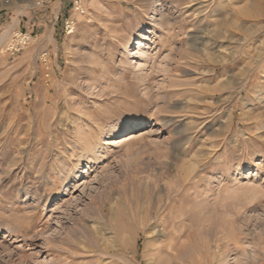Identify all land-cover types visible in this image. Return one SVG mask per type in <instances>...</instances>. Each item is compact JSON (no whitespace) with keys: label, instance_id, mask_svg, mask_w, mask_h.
<instances>
[{"label":"rangeland","instance_id":"obj_1","mask_svg":"<svg viewBox=\"0 0 264 264\" xmlns=\"http://www.w3.org/2000/svg\"><path fill=\"white\" fill-rule=\"evenodd\" d=\"M56 1L0 0V264H264V0Z\"/></svg>","mask_w":264,"mask_h":264},{"label":"bare ground","instance_id":"obj_2","mask_svg":"<svg viewBox=\"0 0 264 264\" xmlns=\"http://www.w3.org/2000/svg\"><path fill=\"white\" fill-rule=\"evenodd\" d=\"M261 2H262V1H261ZM256 9H257V8H256ZM259 15H260V14H259ZM259 15H258L257 17H259ZM260 16H261V17L264 16V12H263ZM255 28H256V27H255ZM257 30H258V29H257ZM244 33H245V32H244ZM247 34H248V33H247ZM247 34H246V35H247ZM234 35H235V34H234ZM249 35H250V34H249ZM255 35H256V34H255ZM232 37H233V36H232ZM250 37H251V36H250ZM251 38H252V37H251ZM253 38H255V37H253ZM230 39H231V38H230ZM237 39H238V38H237ZM247 39H248V38H247ZM196 40H200V39L197 38ZM203 40H204V39H203ZM248 41H249V40H248ZM261 41H262V40H261ZM263 41H264V40H263ZM251 42H252V41H251ZM243 43H244V41H243ZM245 44H246V43H245ZM260 44H261V43H260ZM262 44H263V43H262ZM140 45H142L141 42H140ZM250 45H251V44H250ZM200 49H201V48H200ZM145 53H146V51L141 50V51L139 52V56H138V57L140 58V57L145 56ZM195 55H196V54H195ZM198 55H199V54H198ZM196 56H197V55H196ZM207 56H208V55H207ZM193 57H194V55H193ZM193 57H192V59H193ZM199 58H200V57H199ZM202 58H203V57H202ZM202 58H201V59H202ZM259 59H260V58H259ZM191 61H192V60H191ZM198 61H199V59H198ZM201 62H202V60H201ZM259 63H260V62H259ZM262 63H263V62H262ZM250 66H251V65H250ZM250 66H249V67H250ZM255 74H256V73H255ZM242 78H243V77H242ZM231 83H232V82H231ZM228 84H229V82H228ZM197 86H198V85H197ZM200 86H201V85H200ZM216 87H217V86H216ZM244 87H245V85L242 86V88H244ZM227 88H228V85H227ZM237 88H238V87H237ZM208 89H209V88H208ZM202 90H203V89H202ZM217 91H218V89H217ZM180 92H181V91H180ZM191 94H192V93H191ZM192 97H193V96H192ZM257 97H258V96H257ZM192 99H195V98H192ZM192 101H193V100H192ZM183 103H184V102H183ZM188 104H189V103H188ZM188 104H187V105H188ZM194 106H195V105H194ZM183 107H184V105H183ZM187 107H188V106H187ZM199 107H200V106H199ZM187 110H188V109H187ZM196 111H197V110H196ZM205 113H206V112H205ZM210 116H211V115H210ZM228 124H229V123H228ZM226 125H227V124H226ZM228 130H229V128H228ZM228 130H227V131H228ZM189 175H190V173H189ZM189 175H188V177H189ZM186 178H187V177H186ZM187 183H188V182H187ZM176 187H177V186H176ZM158 195H159V194H158ZM181 196H182V195H181ZM176 200H177V199H176ZM168 203H169V202H168ZM165 205H166V204H165ZM165 205H164V206H165ZM171 206H172V204H168V208H169V209H168V208H167V209L170 210ZM182 206H183V205H182ZM165 209H166V206H165ZM168 212H169V211H168ZM176 212H177V211H176ZM181 212H182V211H181ZM193 215H194V214H193ZM180 216H181V215H180ZM190 217H191V216H190ZM172 220H173V219H172ZM184 220H185V219H184ZM180 221L182 222L181 219H180ZM180 221L177 220V218H176V219L174 220L173 225L171 224L172 227L176 228V227H178V225L181 227V225H182L184 222L181 223ZM189 221H190V220H189ZM171 222H172V221H171ZM193 225H194V224H193ZM162 227H163V226H162ZM215 227H216V226H215ZM196 228H197V227H196ZM196 228H195V229H196ZM217 228H218V227H217ZM177 229H178V228H177ZM197 229H198V228H197ZM214 230H215V229H214ZM172 231H173V230H172ZM173 232H174V231H173ZM173 232H172V233H173ZM172 233H171V234H172ZM218 234H219V232H218ZM190 235H191V234H190ZM190 235H189V236H190ZM194 235H195V234H194ZM194 235H193V236H194ZM169 236H170V235H169ZM172 236H173V235H172ZM191 236H192V235H191ZM191 236H190V237H191ZM193 236H192V237H193ZM192 237H191L190 239H193ZM35 238H36V237H35ZM175 238H176V237H174V240H175ZM182 238H183V237H182ZM187 239H189V238H187ZM180 241H181V240H180ZM180 241H179V242H180ZM182 241H183V240H182ZM185 241H186V240H185ZM193 241H194V239H193ZM189 242H190V241H189ZM164 243H165V242H164ZM182 243H183V242H182ZM187 243H188V242H187ZM168 244H169V243H168ZM192 244H193V243H192ZM192 244H191V245H192ZM166 245H167V244H166ZM191 245H190V246H191ZM194 245H195V243H194ZM206 245H207V244H206ZM178 246H179V245H178ZM180 246L183 247V244H182V245L180 244ZM187 246H188V245H187ZM162 247H163V246H162ZM184 247H185V249H186V244H185ZM195 247H196V246H195ZM195 247H194V248H195ZM170 248H171V249H170L171 252L169 253V257H168V259L173 260V261H174L173 264H184V262L186 261V258H185V257H186V253H185V251H184V250H181L180 248H178V249H177V248H174L172 244H171ZM190 248H192V247H190ZM165 249H166V248H165ZM197 249H198V248H197ZM209 249H210V248H209ZM201 250H202V249H201ZM222 250H223V249H222ZM203 251H204V250H203ZM162 252H164V251H162ZM205 253H206V252H205ZM208 253L210 254V256H211V254H213L212 257H213V260H214L216 263L219 262V259H220V258H219V259L217 258L218 254H217L216 251H214V253H212V251H209V250H208V251H207V255H205V258H206V257H207V258L209 257V256H208ZM163 254H164V253H163ZM166 255H167V253H166ZM197 255H198V254H197ZM201 255H203V254H200L199 256L201 257ZM218 257H220V256H218ZM194 258H195V257H194ZM215 259H216V260H215ZM189 260H191V259H189ZM189 260H188V261H189ZM192 260H193V257H192ZM197 260H198V258H197ZM199 260H200V263H202V262H201V258H200ZM199 260H198V261H199ZM203 261H204V258H203ZM206 262H207V263H206ZM194 263H195V261H194V262H191V264H194ZM205 263H206V264H210L211 261H210L209 259H208V260L205 259L204 264H205ZM153 264H155V263H153ZM186 264H187V263H186ZM198 264H199V263H198ZM211 264H212V263H211Z\"/></svg>","mask_w":264,"mask_h":264},{"label":"crops","instance_id":"obj_3","mask_svg":"<svg viewBox=\"0 0 264 264\" xmlns=\"http://www.w3.org/2000/svg\"><path fill=\"white\" fill-rule=\"evenodd\" d=\"M62 4L64 6H66V1L65 0L56 1V8H57L56 10H57L58 14L61 16H63V14H64V10H63V13L60 12L62 10ZM59 15H55V19H58ZM54 31H55V28H54Z\"/></svg>","mask_w":264,"mask_h":264},{"label":"built area","instance_id":"obj_4","mask_svg":"<svg viewBox=\"0 0 264 264\" xmlns=\"http://www.w3.org/2000/svg\"><path fill=\"white\" fill-rule=\"evenodd\" d=\"M72 21H67V27H69L70 26V23H71Z\"/></svg>","mask_w":264,"mask_h":264}]
</instances>
